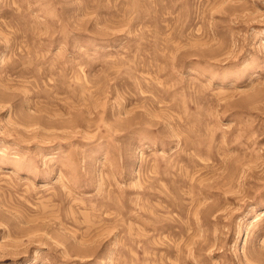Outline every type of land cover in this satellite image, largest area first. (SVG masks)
Listing matches in <instances>:
<instances>
[{
	"label": "rangeland",
	"instance_id": "1",
	"mask_svg": "<svg viewBox=\"0 0 264 264\" xmlns=\"http://www.w3.org/2000/svg\"><path fill=\"white\" fill-rule=\"evenodd\" d=\"M0 264H264V0H0Z\"/></svg>",
	"mask_w": 264,
	"mask_h": 264
}]
</instances>
